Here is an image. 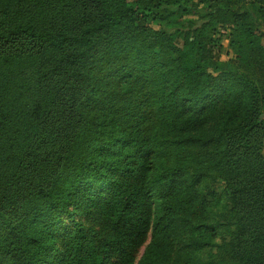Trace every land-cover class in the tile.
I'll list each match as a JSON object with an SVG mask.
<instances>
[{"label":"trees","instance_id":"trees-1","mask_svg":"<svg viewBox=\"0 0 264 264\" xmlns=\"http://www.w3.org/2000/svg\"><path fill=\"white\" fill-rule=\"evenodd\" d=\"M263 40L264 0H0V264H264Z\"/></svg>","mask_w":264,"mask_h":264},{"label":"rangeland","instance_id":"rangeland-1","mask_svg":"<svg viewBox=\"0 0 264 264\" xmlns=\"http://www.w3.org/2000/svg\"><path fill=\"white\" fill-rule=\"evenodd\" d=\"M156 29H160L161 26L160 25H156L155 26ZM264 42V40H263ZM216 53V57L220 58L221 60H227L228 57L230 56V52L228 49V40L227 38H222L219 41V47L215 50ZM223 189V184L222 182H217L215 185H213V190H215L216 192H220ZM149 240V235L148 238L146 240V242ZM143 247H141L138 252H137V256L140 255V253L142 252Z\"/></svg>","mask_w":264,"mask_h":264}]
</instances>
